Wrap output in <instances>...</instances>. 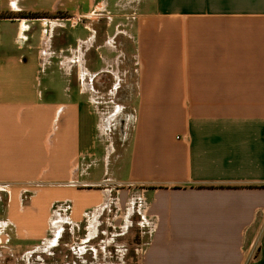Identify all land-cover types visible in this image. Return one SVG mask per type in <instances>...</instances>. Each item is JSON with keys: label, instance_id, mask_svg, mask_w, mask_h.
Returning a JSON list of instances; mask_svg holds the SVG:
<instances>
[{"label": "crops", "instance_id": "crops-1", "mask_svg": "<svg viewBox=\"0 0 264 264\" xmlns=\"http://www.w3.org/2000/svg\"><path fill=\"white\" fill-rule=\"evenodd\" d=\"M0 12L63 15L0 20V243L95 238L113 212L146 228L139 264H264V0Z\"/></svg>", "mask_w": 264, "mask_h": 264}, {"label": "rangeland", "instance_id": "rangeland-1", "mask_svg": "<svg viewBox=\"0 0 264 264\" xmlns=\"http://www.w3.org/2000/svg\"><path fill=\"white\" fill-rule=\"evenodd\" d=\"M67 26L69 38L73 41L75 38L85 39L92 36L82 24L75 29L70 24ZM132 74L134 75V71ZM118 126L117 122V130ZM101 171L102 167H98L93 173L100 175ZM113 214L105 212L100 217L102 224L95 238H89L90 233L84 227L78 231L64 226L58 242L50 240L52 237H49L46 242L37 243L35 246L16 244L13 231L5 227V236L0 243V264H139L146 228L140 227V217L135 215L131 219L134 223L131 229H113L109 224ZM4 220L6 222V218ZM30 251L34 253L28 257Z\"/></svg>", "mask_w": 264, "mask_h": 264}, {"label": "trees", "instance_id": "trees-1", "mask_svg": "<svg viewBox=\"0 0 264 264\" xmlns=\"http://www.w3.org/2000/svg\"><path fill=\"white\" fill-rule=\"evenodd\" d=\"M62 14L54 13V14H39V13H20V14H10V13H2L0 12V20H12V19H40V18H61Z\"/></svg>", "mask_w": 264, "mask_h": 264}, {"label": "bare ground", "instance_id": "bare-ground-1", "mask_svg": "<svg viewBox=\"0 0 264 264\" xmlns=\"http://www.w3.org/2000/svg\"><path fill=\"white\" fill-rule=\"evenodd\" d=\"M52 228L54 229L55 234H56V225H53ZM58 228H59V227H58ZM53 229H52V230H53ZM54 231H53V233H54ZM56 236H57V234H56Z\"/></svg>", "mask_w": 264, "mask_h": 264}]
</instances>
